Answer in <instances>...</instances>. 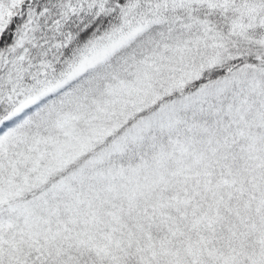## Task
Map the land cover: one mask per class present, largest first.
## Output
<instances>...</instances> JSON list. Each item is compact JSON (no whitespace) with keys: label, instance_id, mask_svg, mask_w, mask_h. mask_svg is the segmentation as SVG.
<instances>
[{"label":"snow or ice","instance_id":"obj_1","mask_svg":"<svg viewBox=\"0 0 264 264\" xmlns=\"http://www.w3.org/2000/svg\"><path fill=\"white\" fill-rule=\"evenodd\" d=\"M0 264H264V0H0Z\"/></svg>","mask_w":264,"mask_h":264}]
</instances>
